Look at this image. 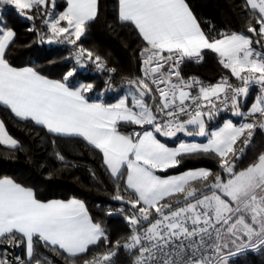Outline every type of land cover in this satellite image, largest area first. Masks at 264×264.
<instances>
[{"label": "snow or ice", "instance_id": "snow-or-ice-1", "mask_svg": "<svg viewBox=\"0 0 264 264\" xmlns=\"http://www.w3.org/2000/svg\"><path fill=\"white\" fill-rule=\"evenodd\" d=\"M56 12V0H0V106L21 121L42 126L54 137L81 138L102 154L116 182L112 197L121 206L130 234L112 241L101 222L76 198L41 201L33 189L13 179L0 178V264H53L41 258L37 245L72 264H115L120 250L133 255V264H229L248 250L264 253V152L241 168V157L256 130L264 132V0H245L247 32L206 33L187 0H118V17L137 30L144 42L141 75L127 79L126 94L114 103L96 102L87 94L93 82H79L77 72L89 64L114 73L105 59L77 45L98 15V0H66ZM14 11L27 21L43 17L45 31L37 42L77 45L70 57L74 67L51 79L35 66L16 67L6 57L17 33L6 22ZM255 20V24L252 23ZM258 26V27H257ZM36 31L34 25L27 29ZM205 50L239 83L221 77L216 83L185 79V61L200 62ZM258 86L247 106L251 86ZM108 87L111 88L110 81ZM222 112L226 119L210 130L208 123ZM136 126L122 131V126ZM204 137L206 142L179 141L170 147L162 138ZM55 140L52 141L55 144ZM0 146L18 149L0 120ZM212 154L219 171L178 168L183 158ZM59 160L65 157L56 152ZM124 192L132 198L121 194ZM107 215H113L109 209ZM25 247V256L9 258L8 248ZM111 245V247H109ZM102 248L91 258L90 249Z\"/></svg>", "mask_w": 264, "mask_h": 264}, {"label": "trees", "instance_id": "trees-1", "mask_svg": "<svg viewBox=\"0 0 264 264\" xmlns=\"http://www.w3.org/2000/svg\"><path fill=\"white\" fill-rule=\"evenodd\" d=\"M193 13L201 23L206 33L216 36L220 32H238L252 36L247 32L249 10L244 7L245 0H187ZM66 0H58L55 11L58 13L66 9ZM8 9V6H5ZM7 25L13 28L16 39L10 45L6 57L16 67L35 66L39 72L51 79H60L61 75L73 66L69 60L72 48L63 49L56 44H39L38 32L45 31L43 17L38 15L35 21H27L8 9L5 12ZM255 24V20L252 19ZM34 25L36 31L27 29ZM258 27V26H257ZM86 49L102 56L106 64L116 70L114 86L111 93L105 92L106 77L94 73L86 68L77 72L75 78L79 82H93V91L87 95L93 101L114 103L121 96L123 82L140 75L139 59L144 46L134 26L122 23L118 17V0H99L97 18L90 22L85 35L77 41ZM260 45L254 44L253 47ZM218 56L205 50L201 62L186 61L183 67L185 78L199 77L208 83H216L222 76L232 77L229 70L224 69L218 62ZM252 96L247 102L250 106L254 101ZM238 121L239 118L229 115L210 122L209 126H216L226 119ZM0 120L5 122L6 128L13 138L19 141L18 149L0 146V178L8 177L24 187L33 189L37 198L47 202L51 200L67 201L72 198L82 200L94 220L101 222L112 241L124 242L130 229L123 216L116 211L128 205L116 201L112 197L116 194V182L110 176L103 163L99 150L88 145L81 138L54 137L42 126L30 121H21L9 109L0 106ZM136 126H122V131H131ZM167 144H177V138H162ZM55 140V144L52 141ZM60 152L65 160L57 158ZM264 152V132L256 130L252 143L245 148L238 166L243 168L252 162L258 154ZM205 168L213 172L219 171L218 160L212 154H193L183 158L181 165L169 169L167 173L159 175H177L187 170ZM121 194L132 198L124 192V185L120 184ZM109 209L113 215H107ZM124 239H121V238ZM0 245V253L8 247ZM111 247V245H109ZM37 252L41 258L47 257L53 264H72L66 259V254L37 245ZM102 248L90 249L87 258H91ZM9 258L15 255L25 256V247L8 248ZM133 255L120 250L114 258L115 264H133ZM82 264V261L79 262ZM229 264H264V253L248 250L229 260Z\"/></svg>", "mask_w": 264, "mask_h": 264}, {"label": "built area", "instance_id": "built-area-1", "mask_svg": "<svg viewBox=\"0 0 264 264\" xmlns=\"http://www.w3.org/2000/svg\"><path fill=\"white\" fill-rule=\"evenodd\" d=\"M57 2H58V0H56V3H57ZM48 45H49V44H48ZM56 45L59 46V47H62L63 49H65V48H67V47H71V48H72V53H71L70 56H69V60L73 63V66H76V65H75V62H74L72 59H70V57L74 54V50H75V48H76L77 45H70V44H67V43H56ZM254 48H256L257 51L264 52V44H261V45L258 46V47H255V46H254ZM185 62H186V61H185ZM185 62H184V63L181 65V67H180V71H181V74H182L183 77H184V74H183V67H184V65H185ZM200 62H201V61H200ZM106 66H107L108 68H112V67H110V66L107 65V64H106ZM87 68L91 69L94 73H96V74H98V75H102V76H105V77H106L105 84H104L105 92H106V93H111L112 90H113V86H114V76H115V74H116V71H115L114 73L100 72V71H98V70L95 68V66L92 65V64H89ZM85 69H86V68H85ZM82 70H84V69H80L79 71H82ZM79 71H78V72H79ZM139 72H140V75H141V57H140V59H139ZM222 77H226V76H222ZM184 78H185V77H184ZM192 78H193V77H192ZM195 78H198L199 80L205 82L203 79H201V78H199V77H195ZM185 79H190V78H185ZM220 79H221V78H219V80H220ZM228 79H229V81H230L231 83H239L238 81L235 80L234 77H228ZM219 80H218V81H219ZM109 81H110V83H111V88L108 87V82H109ZM218 81H217V82H218ZM205 83H208V82H205ZM125 84H126V82H123V83H122V86L124 87ZM257 93H258V86H255V85L251 86V88H250V95H249V97H248L247 102L249 101V99H250L252 96H255ZM226 115L231 116L230 113L222 112V113L220 114V116H218L216 119H214V120H212V121H210V122L216 121V120L220 119L222 116H226ZM210 122H209V123H210ZM180 135H181V134H178V136H180ZM129 234H130V233H129Z\"/></svg>", "mask_w": 264, "mask_h": 264}, {"label": "rangeland", "instance_id": "rangeland-1", "mask_svg": "<svg viewBox=\"0 0 264 264\" xmlns=\"http://www.w3.org/2000/svg\"><path fill=\"white\" fill-rule=\"evenodd\" d=\"M219 126H222V124L221 125H219ZM219 126H213V127H211V126H209V123H208V127H209V129L210 130H215V128L216 127H219ZM182 141H185V142H197V143H203V142H206V138H204V137H187V136H184V139L182 140ZM170 147H176V146H178V143L177 144H173V145H171V144H168ZM6 245H8L7 244V242L5 243ZM238 254H240V253H238ZM237 254V255H238ZM236 255V256H237ZM233 257H235V256H233ZM233 257H231V258H233ZM230 258V259H231Z\"/></svg>", "mask_w": 264, "mask_h": 264}, {"label": "crops", "instance_id": "crops-1", "mask_svg": "<svg viewBox=\"0 0 264 264\" xmlns=\"http://www.w3.org/2000/svg\"><path fill=\"white\" fill-rule=\"evenodd\" d=\"M99 1V0H98ZM126 88L124 87V88H122V90H121V96H123V95H125L126 94ZM120 96V97H121ZM223 123V122H222ZM222 123H220L219 125H221ZM219 125H216V126H219ZM211 127H213V126H211ZM180 139H181V141L184 139V135L183 134H181L180 136ZM205 169V168H204ZM194 170V169H193ZM67 255V254H66Z\"/></svg>", "mask_w": 264, "mask_h": 264}]
</instances>
